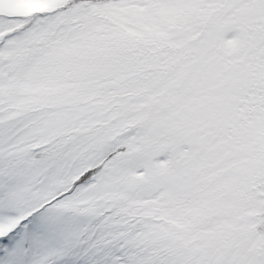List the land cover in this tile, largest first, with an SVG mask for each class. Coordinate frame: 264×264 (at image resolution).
I'll return each instance as SVG.
<instances>
[{
    "label": "snow or ice",
    "instance_id": "6c2138e0",
    "mask_svg": "<svg viewBox=\"0 0 264 264\" xmlns=\"http://www.w3.org/2000/svg\"><path fill=\"white\" fill-rule=\"evenodd\" d=\"M0 264H264V0H0Z\"/></svg>",
    "mask_w": 264,
    "mask_h": 264
}]
</instances>
